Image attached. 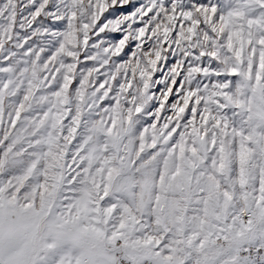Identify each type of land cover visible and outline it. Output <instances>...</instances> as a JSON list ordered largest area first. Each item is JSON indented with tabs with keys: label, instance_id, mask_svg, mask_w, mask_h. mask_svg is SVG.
<instances>
[{
	"label": "snow or ice",
	"instance_id": "obj_1",
	"mask_svg": "<svg viewBox=\"0 0 264 264\" xmlns=\"http://www.w3.org/2000/svg\"><path fill=\"white\" fill-rule=\"evenodd\" d=\"M0 264H264V0H0Z\"/></svg>",
	"mask_w": 264,
	"mask_h": 264
}]
</instances>
